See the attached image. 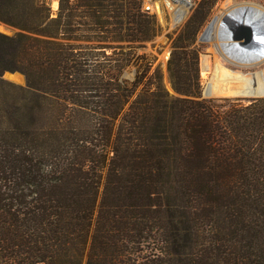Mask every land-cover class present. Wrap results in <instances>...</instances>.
Masks as SVG:
<instances>
[{
	"label": "trees",
	"instance_id": "1",
	"mask_svg": "<svg viewBox=\"0 0 264 264\" xmlns=\"http://www.w3.org/2000/svg\"><path fill=\"white\" fill-rule=\"evenodd\" d=\"M215 1L172 34V94L144 0H0V264H264V96L201 95Z\"/></svg>",
	"mask_w": 264,
	"mask_h": 264
},
{
	"label": "rangeland",
	"instance_id": "2",
	"mask_svg": "<svg viewBox=\"0 0 264 264\" xmlns=\"http://www.w3.org/2000/svg\"><path fill=\"white\" fill-rule=\"evenodd\" d=\"M48 1L51 5L52 16H56L57 11H58V6H59V0H48ZM199 2L200 0H193L192 10L188 14L184 22H182L181 25H177V26L172 25L171 15L169 14L168 9L164 8L165 17L161 15V12L160 13L158 12V14H156V17H157L159 24L161 25V31L152 40L145 41L144 46L140 49V52L147 53L148 57L152 60L150 71H153V72L158 71L160 73L162 77L163 85L172 94H174L175 91L171 84V81L169 78V71H168V60L171 56L172 43H173L172 34L175 35L176 33L179 32V30L182 28L184 23L188 20V18L194 12ZM243 2H254V4H260L264 6V0H216L206 24L201 29L198 35L197 43L199 45H202L201 51L199 53V71H200V86H201L200 88H201L202 97H207V98L209 97H231V98H241L244 101H249L252 98L262 97V95L264 96V94H258V95H248V94L238 95L237 94V95H228V96H225V95L224 96L222 95L212 96V95L204 94L205 87L208 85L207 82L210 80L213 74V71L211 69H208V70L203 69L204 55L209 56L211 67L215 63L216 58H218L226 67H228L232 71H242L244 73H251V72L256 73L259 71H264V57L259 58L254 63H250V61L240 60L239 58L248 59V56H245L242 54L240 56H237L239 53L238 54L235 53L233 55L234 51L230 50L229 52L222 45V42L224 41V39H226V37L222 36L224 39L219 37L221 30L219 31V22L217 23L216 21L217 20L220 21V19H223V21H225L224 25L232 26L227 30V32L229 31L228 33H230V31L233 29V26H235V24L241 19H238V18L232 19L230 18V16L227 19L226 16L232 11V9H234L236 6H238L240 3H243ZM229 22H230V25L227 24ZM210 24H216L214 34L213 36L205 35L206 38L202 40L201 36H203V34L206 32ZM226 26L224 28H226ZM16 30L17 29L15 27L5 22L0 21V31L7 33V34H13ZM216 31H218V33H216ZM225 41L229 43L232 42L231 39H226ZM3 76L7 80L14 82L16 84H19L22 86L26 85V77L20 71L6 70ZM123 76L130 80H133L135 78V67L126 69L123 73Z\"/></svg>",
	"mask_w": 264,
	"mask_h": 264
},
{
	"label": "bare ground",
	"instance_id": "3",
	"mask_svg": "<svg viewBox=\"0 0 264 264\" xmlns=\"http://www.w3.org/2000/svg\"><path fill=\"white\" fill-rule=\"evenodd\" d=\"M231 14V15H229ZM227 14L226 18L229 16L232 19H248L254 23L255 28L259 30V36L255 44L251 49V53L246 55L241 49L237 48L232 42L229 43L225 41L228 38L227 30L232 26H226L223 19L217 20L219 22V31L221 38L226 37L222 42L223 47L230 52L234 51L233 55L236 53L237 56L245 55L248 59H242L245 61H250V63L256 62L259 58L264 57V6L260 4H254V2H243L236 6L232 11ZM234 21V20H232ZM240 21V20H239ZM230 25V22L227 23ZM233 25V24H232ZM221 26V27H220ZM226 26V28H224ZM216 24H210L206 30V35L214 34ZM218 33V31H216ZM227 34V35H226ZM223 36V37H222ZM216 37V35H215ZM214 38V37H213ZM221 43V42H220ZM245 53V54H244ZM232 54V52H231ZM238 58V57H236ZM246 58V57H245ZM203 69H211L213 71L212 77L207 82L206 93L212 96H228V95H258L264 94V71L244 73L242 71H232L226 67L218 58H216L215 63L211 67L210 59L208 55L203 57Z\"/></svg>",
	"mask_w": 264,
	"mask_h": 264
},
{
	"label": "built area",
	"instance_id": "4",
	"mask_svg": "<svg viewBox=\"0 0 264 264\" xmlns=\"http://www.w3.org/2000/svg\"><path fill=\"white\" fill-rule=\"evenodd\" d=\"M143 8L153 14L165 17V9H168L171 15L172 25H181L187 18L193 8V0H146L143 2Z\"/></svg>",
	"mask_w": 264,
	"mask_h": 264
},
{
	"label": "water",
	"instance_id": "5",
	"mask_svg": "<svg viewBox=\"0 0 264 264\" xmlns=\"http://www.w3.org/2000/svg\"><path fill=\"white\" fill-rule=\"evenodd\" d=\"M258 28H255L254 23L248 19H242L238 21L233 29L228 33V38L231 39L232 43L235 44L239 49H250L253 47L259 36ZM206 32L201 36V39H205ZM206 93V87L204 90ZM263 96V95H262Z\"/></svg>",
	"mask_w": 264,
	"mask_h": 264
},
{
	"label": "flooded vegetation",
	"instance_id": "6",
	"mask_svg": "<svg viewBox=\"0 0 264 264\" xmlns=\"http://www.w3.org/2000/svg\"><path fill=\"white\" fill-rule=\"evenodd\" d=\"M237 48H238V47H237ZM241 51H242V52H245L246 55H248V54L251 53V49L248 50V49H243V48H242ZM245 53H244V54H245Z\"/></svg>",
	"mask_w": 264,
	"mask_h": 264
}]
</instances>
